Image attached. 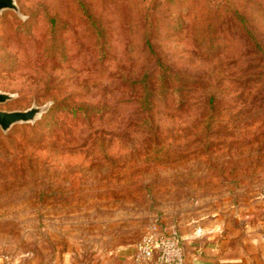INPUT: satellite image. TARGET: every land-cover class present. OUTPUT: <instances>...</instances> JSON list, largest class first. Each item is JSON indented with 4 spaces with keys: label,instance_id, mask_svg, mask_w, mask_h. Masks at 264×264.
I'll use <instances>...</instances> for the list:
<instances>
[{
    "label": "rangeland",
    "instance_id": "obj_1",
    "mask_svg": "<svg viewBox=\"0 0 264 264\" xmlns=\"http://www.w3.org/2000/svg\"><path fill=\"white\" fill-rule=\"evenodd\" d=\"M14 1L0 110H45L0 129V264H100L264 200V0Z\"/></svg>",
    "mask_w": 264,
    "mask_h": 264
},
{
    "label": "crops",
    "instance_id": "obj_2",
    "mask_svg": "<svg viewBox=\"0 0 264 264\" xmlns=\"http://www.w3.org/2000/svg\"><path fill=\"white\" fill-rule=\"evenodd\" d=\"M246 211L214 228L165 233L183 242L184 264H264V200ZM135 245L116 251L100 264H135Z\"/></svg>",
    "mask_w": 264,
    "mask_h": 264
},
{
    "label": "built area",
    "instance_id": "obj_3",
    "mask_svg": "<svg viewBox=\"0 0 264 264\" xmlns=\"http://www.w3.org/2000/svg\"><path fill=\"white\" fill-rule=\"evenodd\" d=\"M135 264H184V244L174 234L150 230L135 245Z\"/></svg>",
    "mask_w": 264,
    "mask_h": 264
},
{
    "label": "water",
    "instance_id": "obj_4",
    "mask_svg": "<svg viewBox=\"0 0 264 264\" xmlns=\"http://www.w3.org/2000/svg\"><path fill=\"white\" fill-rule=\"evenodd\" d=\"M4 10H12L19 15V10L15 5L14 0H0V12ZM12 98L13 96L9 94L0 93V104L9 101ZM44 110L45 108H38L36 106H32L25 111L6 112L0 110V129L3 132H6L14 124L33 122Z\"/></svg>",
    "mask_w": 264,
    "mask_h": 264
},
{
    "label": "trees",
    "instance_id": "obj_5",
    "mask_svg": "<svg viewBox=\"0 0 264 264\" xmlns=\"http://www.w3.org/2000/svg\"><path fill=\"white\" fill-rule=\"evenodd\" d=\"M170 79H172V77H170ZM174 79H172V81H173Z\"/></svg>",
    "mask_w": 264,
    "mask_h": 264
}]
</instances>
